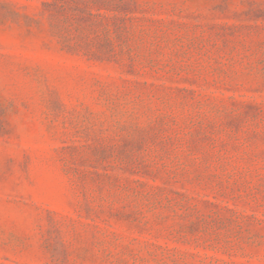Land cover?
I'll use <instances>...</instances> for the list:
<instances>
[{"label": "rangeland", "instance_id": "obj_1", "mask_svg": "<svg viewBox=\"0 0 264 264\" xmlns=\"http://www.w3.org/2000/svg\"><path fill=\"white\" fill-rule=\"evenodd\" d=\"M0 264H264V0H0Z\"/></svg>", "mask_w": 264, "mask_h": 264}]
</instances>
